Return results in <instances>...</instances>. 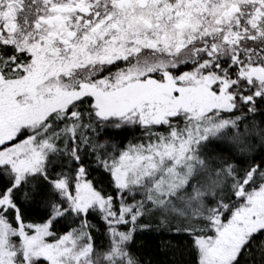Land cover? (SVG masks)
Instances as JSON below:
<instances>
[{"label":"snow or ice","instance_id":"snow-or-ice-1","mask_svg":"<svg viewBox=\"0 0 264 264\" xmlns=\"http://www.w3.org/2000/svg\"><path fill=\"white\" fill-rule=\"evenodd\" d=\"M0 264H264V0H0Z\"/></svg>","mask_w":264,"mask_h":264},{"label":"trees","instance_id":"trees-1","mask_svg":"<svg viewBox=\"0 0 264 264\" xmlns=\"http://www.w3.org/2000/svg\"><path fill=\"white\" fill-rule=\"evenodd\" d=\"M150 246H154V242H150ZM166 257L164 255H161L158 257L161 261H163Z\"/></svg>","mask_w":264,"mask_h":264}]
</instances>
